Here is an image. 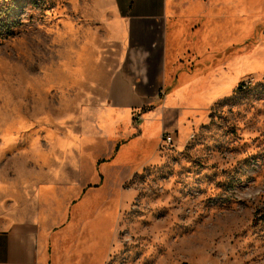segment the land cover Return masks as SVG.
Masks as SVG:
<instances>
[{"label": "rangeland", "instance_id": "1", "mask_svg": "<svg viewBox=\"0 0 264 264\" xmlns=\"http://www.w3.org/2000/svg\"><path fill=\"white\" fill-rule=\"evenodd\" d=\"M170 14L188 31L184 70L237 82L173 145L152 131L149 154L130 155L138 132L99 128L113 120L97 114L94 0H0V219L60 214L54 232L102 241L105 264H264V0H171Z\"/></svg>", "mask_w": 264, "mask_h": 264}, {"label": "crops", "instance_id": "2", "mask_svg": "<svg viewBox=\"0 0 264 264\" xmlns=\"http://www.w3.org/2000/svg\"><path fill=\"white\" fill-rule=\"evenodd\" d=\"M170 5L171 0H94V9L105 31V37L90 41L89 47L97 57V68L105 74L104 79L97 80L98 97L105 103L98 107L97 114L103 112L105 120L108 116L113 120L109 127L99 125V128L113 134L118 123L123 122L126 131L138 132L141 139L133 140L125 147L127 151L136 145L134 151L141 152L147 146L145 155L149 154L161 133L190 126L201 114L198 110L237 82L220 87L212 79L204 81L200 72L184 70L185 65L179 59L187 53L188 31L185 26L173 23ZM144 107L146 111L141 113ZM132 114L142 115L138 127L131 125ZM152 131L158 137L149 147L147 139ZM171 134L176 142V135ZM123 151L116 163L131 157H121ZM102 162L99 160L98 165ZM75 177L91 178V175ZM85 183L83 179L76 180L74 188L85 193L88 186ZM19 208L11 205L0 219V264H105L107 255L101 251L102 241L91 243L83 235L73 239L66 231L55 233L60 214L51 217L40 208L29 211ZM72 241L76 244L71 245Z\"/></svg>", "mask_w": 264, "mask_h": 264}, {"label": "built area", "instance_id": "3", "mask_svg": "<svg viewBox=\"0 0 264 264\" xmlns=\"http://www.w3.org/2000/svg\"><path fill=\"white\" fill-rule=\"evenodd\" d=\"M247 83V81H243V83H241L240 87L244 88V85ZM137 118L142 120V115L138 114ZM161 142L165 145V146H171L174 144L175 139L174 136L171 133H167L164 132L162 133V137H161Z\"/></svg>", "mask_w": 264, "mask_h": 264}]
</instances>
